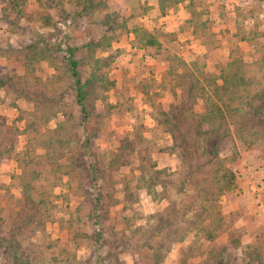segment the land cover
<instances>
[{"label":"rangeland","instance_id":"1","mask_svg":"<svg viewBox=\"0 0 264 264\" xmlns=\"http://www.w3.org/2000/svg\"><path fill=\"white\" fill-rule=\"evenodd\" d=\"M263 93L264 0H0V264H264Z\"/></svg>","mask_w":264,"mask_h":264},{"label":"built area","instance_id":"2","mask_svg":"<svg viewBox=\"0 0 264 264\" xmlns=\"http://www.w3.org/2000/svg\"><path fill=\"white\" fill-rule=\"evenodd\" d=\"M234 175L241 181L245 197L250 201L255 213L264 220V167L255 163L254 158H247L234 170Z\"/></svg>","mask_w":264,"mask_h":264},{"label":"trees","instance_id":"3","mask_svg":"<svg viewBox=\"0 0 264 264\" xmlns=\"http://www.w3.org/2000/svg\"><path fill=\"white\" fill-rule=\"evenodd\" d=\"M147 44L148 45H152L154 44V41L149 39L147 41ZM68 56H67V61H68V65H69V73H70V76L72 77V80H73V83H74V88H75V93H76V101L79 105L83 106V101L85 99V96H84V89H83V85H82V82H81V78H80V75H79V72H78V61L77 59L74 58V55H73V51L71 49H68ZM222 84L221 87L222 88H228V84L230 82V79L231 77H225L222 75ZM233 78V76H232ZM183 86V84H182ZM191 89V88H190ZM182 91H185V88L182 87L181 89ZM262 105L264 103V93L262 95ZM261 101V100H260ZM250 104V108L251 110L253 111V113H257L258 112V105H255L254 103H249ZM192 120L195 121L196 123V126L199 125V120L196 116H192ZM3 124V123H2ZM201 132H198L195 136H194V139H197L199 137V134ZM172 137H173V140H174V146L175 144H177L176 142V139H175V135L172 134ZM188 142V140H183L180 144L183 145L184 143ZM197 141H194V145L196 147V149H198V147H201V144L200 143H197V145L195 144ZM216 141H211V143H209V141H207V146L208 147V143L209 145H211V148L210 146L208 147V150L205 149V161H203V163H206L208 160L211 161V158L213 156H216V152L214 151V148H216V143H214ZM0 146H1V143H0ZM184 146V145H183ZM191 152V151H190ZM3 155L0 153V161H3ZM208 157V158H207ZM232 176V175H231Z\"/></svg>","mask_w":264,"mask_h":264}]
</instances>
